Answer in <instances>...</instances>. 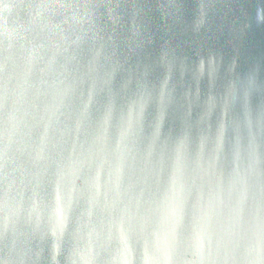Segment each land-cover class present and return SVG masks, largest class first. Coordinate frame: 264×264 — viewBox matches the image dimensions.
Instances as JSON below:
<instances>
[{"label":"water","instance_id":"obj_1","mask_svg":"<svg viewBox=\"0 0 264 264\" xmlns=\"http://www.w3.org/2000/svg\"><path fill=\"white\" fill-rule=\"evenodd\" d=\"M119 2L125 28L135 5L151 35L139 56L145 84L121 91L60 40L10 61L7 76L0 69V264H67L73 211L109 229L117 209L147 204L153 243H202L230 181L243 183L255 165L264 182V123L218 95L253 76L252 106L264 104V0ZM190 172L207 181L195 193ZM220 244L226 252L228 237ZM149 255L146 240L122 237L113 264H148Z\"/></svg>","mask_w":264,"mask_h":264},{"label":"clouds","instance_id":"obj_2","mask_svg":"<svg viewBox=\"0 0 264 264\" xmlns=\"http://www.w3.org/2000/svg\"><path fill=\"white\" fill-rule=\"evenodd\" d=\"M161 7L167 14L166 6ZM139 11L133 5L125 28V13L119 0H0V69L7 76L10 61L18 63L25 59V54L40 49L44 41L60 40L74 44L79 54L88 58L90 70L118 85L121 91L145 84L146 69L139 56L151 43V35L139 22ZM160 60L170 73L175 56L167 44L161 50ZM215 71L214 64L211 75ZM197 74L202 75L200 65ZM259 88L255 77L249 76L243 81H228L218 95L226 94L234 106H246L254 118L264 123V104L253 107L251 103ZM4 107L7 111V91ZM239 175L243 183L230 181L227 202L208 214L202 243L194 244L188 238L177 239L167 247L153 243L149 222L154 209L147 204L123 215L117 209L109 229L97 226L90 215L80 216L73 211L67 264H113L122 237L128 242L147 241L148 264H264V182L255 165ZM186 183L195 193L207 181L190 172ZM242 191L248 193L247 198H242ZM226 236L228 247L222 252L220 242ZM4 264H13V259H5Z\"/></svg>","mask_w":264,"mask_h":264}]
</instances>
